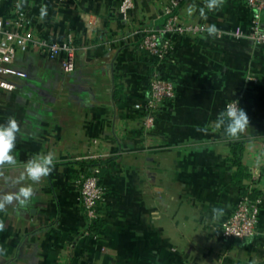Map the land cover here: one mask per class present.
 Returning <instances> with one entry per match:
<instances>
[{
  "label": "crops",
  "instance_id": "0c3cea01",
  "mask_svg": "<svg viewBox=\"0 0 264 264\" xmlns=\"http://www.w3.org/2000/svg\"><path fill=\"white\" fill-rule=\"evenodd\" d=\"M122 1L22 2L34 39L62 41L71 31L79 50L71 74L36 48L18 52L15 67L26 77L11 79L16 89L0 94V123L14 116L20 124L17 161L56 153L28 204L0 213V264H264V46L232 35L250 28L246 0H225L218 11L205 9L206 18L204 0L182 3V21L215 24L222 34L173 37L163 63L140 44L144 30L164 28L171 0H133L128 21ZM15 9L16 0H0L5 20ZM157 74L173 82L176 96L150 114L147 128L148 113L135 106L150 100ZM230 101L250 121L240 172L231 164L233 140L213 126ZM205 126L206 134L196 130ZM106 159L93 170L104 196L102 226L91 235L84 232L81 164ZM243 186L259 202L257 234L226 241L220 226L244 197ZM0 188L8 190L2 181ZM213 207L226 209L220 220Z\"/></svg>",
  "mask_w": 264,
  "mask_h": 264
},
{
  "label": "built area",
  "instance_id": "2783aa9c",
  "mask_svg": "<svg viewBox=\"0 0 264 264\" xmlns=\"http://www.w3.org/2000/svg\"><path fill=\"white\" fill-rule=\"evenodd\" d=\"M188 0H171L166 8V24L161 31L154 29L144 30L141 48L160 63L165 62L173 50L172 38L186 35H202L206 33V26L186 23L177 14L179 6ZM23 0H16V9L12 19L5 20L0 16V94L12 92L16 85L13 78H25L26 75L15 67L18 52H27L36 48L38 52L52 61H60L65 74H71L76 68L78 45L73 32H68L62 41H53L48 38L36 40L28 32L29 18L23 8L17 4ZM252 13V21L248 31L236 29L232 35L237 39H248L258 46H264V29L262 25L264 14V0H246ZM134 10L133 0H123L120 6V15L124 21L130 19ZM220 33L219 36H221ZM150 100L143 105H136L135 109L148 113L145 126L150 128L153 116L150 114L163 102L173 100L176 96L175 86L172 81L155 75L150 83ZM232 102V101H230ZM229 103V102H228ZM238 107L241 108L238 103ZM80 202L83 214L89 220L97 218L96 207L103 201L104 187L101 178L90 176L83 178L79 183ZM257 201L249 196L240 200L235 212L224 220L220 226L221 236L226 241L249 240L256 236L259 225L260 209Z\"/></svg>",
  "mask_w": 264,
  "mask_h": 264
},
{
  "label": "clouds",
  "instance_id": "9594fccd",
  "mask_svg": "<svg viewBox=\"0 0 264 264\" xmlns=\"http://www.w3.org/2000/svg\"><path fill=\"white\" fill-rule=\"evenodd\" d=\"M225 0H204V7L199 9L200 15L206 18L207 11H218L223 7ZM23 6L22 2L17 4V8ZM195 5H189L188 12L191 14ZM47 15L46 7H41L40 18ZM208 37L217 38L221 29L215 24L206 26ZM250 125L247 113L238 107V101L226 104L224 110L220 111L214 122L216 129L223 128L227 138L238 141L247 132ZM202 133L208 132V127H198L196 129ZM21 132L20 124L14 116L7 119L6 123H0V181L7 186L8 190L0 188V213H6L9 206L23 207L35 195L34 185L39 184L42 179L48 177L53 171L56 163V153H38L22 164L13 155L16 147L17 135ZM9 170L18 172V175L7 174ZM14 189V190H13ZM224 207H213L212 217L220 220L225 215ZM5 230V223L0 220V231ZM3 249L0 248V252ZM252 264H259L253 260Z\"/></svg>",
  "mask_w": 264,
  "mask_h": 264
},
{
  "label": "trees",
  "instance_id": "16d2710c",
  "mask_svg": "<svg viewBox=\"0 0 264 264\" xmlns=\"http://www.w3.org/2000/svg\"><path fill=\"white\" fill-rule=\"evenodd\" d=\"M245 143H246V141L243 140L242 138L240 140H238V141H232L231 142V150H232L231 164H232V166L237 167L239 172L243 170L242 153L244 151ZM111 160L112 159H106L105 161H103V160H92V161L87 162V163H82L81 166H84V172H83L84 176H83V178H88L90 176H98V175L93 173L94 168L101 167V166H103V164H107ZM242 189L244 190L243 191L244 192V196H248L247 194H248L249 189H247L245 186H243ZM249 197L251 198V195H249ZM81 208L83 210L82 204H81ZM101 208H102V204L98 203V205L96 207L97 214H100ZM85 218H86V216H85ZM85 220H86V225L84 227V232H87V233H89L91 235H94L98 231V229H100L101 226H102V224H101L102 221L100 220V216L99 215L94 220H89L87 218Z\"/></svg>",
  "mask_w": 264,
  "mask_h": 264
}]
</instances>
